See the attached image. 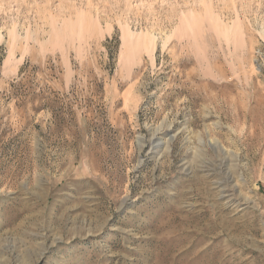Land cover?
<instances>
[{
	"label": "rangeland",
	"instance_id": "1",
	"mask_svg": "<svg viewBox=\"0 0 264 264\" xmlns=\"http://www.w3.org/2000/svg\"><path fill=\"white\" fill-rule=\"evenodd\" d=\"M0 264H264V0H0Z\"/></svg>",
	"mask_w": 264,
	"mask_h": 264
},
{
	"label": "bare ground",
	"instance_id": "2",
	"mask_svg": "<svg viewBox=\"0 0 264 264\" xmlns=\"http://www.w3.org/2000/svg\"><path fill=\"white\" fill-rule=\"evenodd\" d=\"M137 41H138V40H137ZM153 41H154V40H153ZM151 42H152V40H149V45H150V43H151ZM152 43H153V42H152ZM135 44H137V43H135ZM137 45H139V46H140L139 42H138V44H137ZM144 45H145V47H146V48H147V47L149 48V45H148L146 42H145V44H144ZM152 45H153V44H152ZM149 53H150V52H149ZM151 53H153V52H152V50H151Z\"/></svg>",
	"mask_w": 264,
	"mask_h": 264
}]
</instances>
